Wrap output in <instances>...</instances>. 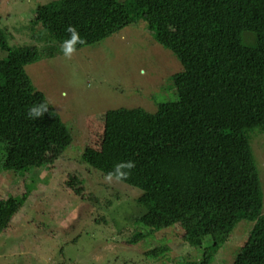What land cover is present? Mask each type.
Here are the masks:
<instances>
[{"label":"trees","instance_id":"trees-1","mask_svg":"<svg viewBox=\"0 0 264 264\" xmlns=\"http://www.w3.org/2000/svg\"><path fill=\"white\" fill-rule=\"evenodd\" d=\"M140 21L181 65L171 77L173 97L153 114L107 111L99 148L86 147L79 162L102 175L134 162L120 183L140 191L135 203L145 213L127 245L179 226L184 243L203 250L187 264H211L245 221L249 234L231 264H264L262 188L248 137L253 130L264 134V0H51L35 6L29 32L35 44L43 37L50 47L69 40L72 26L84 41L79 50ZM20 50L11 49L0 28V169L21 163L43 169L72 139L25 72L52 50ZM41 103L47 112L30 119L28 109ZM25 198L0 200V232Z\"/></svg>","mask_w":264,"mask_h":264},{"label":"rangeland","instance_id":"rangeland-1","mask_svg":"<svg viewBox=\"0 0 264 264\" xmlns=\"http://www.w3.org/2000/svg\"><path fill=\"white\" fill-rule=\"evenodd\" d=\"M49 1L0 0V28L13 51L36 48L39 55H45L44 51L52 50L51 56L26 65L25 72L72 139L62 157L43 169H31L23 163L0 169V200L26 195L22 207L0 232V264L199 261L203 250L188 247L179 226L127 245L136 220L145 213L135 203L140 191L115 180L107 182L105 175L79 162L86 147L99 148L107 111L140 108L153 114L158 104L170 101L171 77L181 71L180 63L156 43L142 21L93 46L75 50L70 57L61 52L62 44L46 47L43 37L35 44L29 32L34 9ZM4 55L0 52V58ZM18 58L21 63L25 60L22 53ZM222 77L227 81L225 74ZM248 135L264 214V134L253 130ZM72 181L74 185H70ZM76 189L81 190L79 195ZM250 225L239 222L211 264H231Z\"/></svg>","mask_w":264,"mask_h":264},{"label":"clouds","instance_id":"clouds-1","mask_svg":"<svg viewBox=\"0 0 264 264\" xmlns=\"http://www.w3.org/2000/svg\"><path fill=\"white\" fill-rule=\"evenodd\" d=\"M67 32L71 34L69 40H65L61 45V52L66 57H70L72 53L75 51V45L77 43L83 44L84 41L79 36L77 30L69 26ZM47 112V107L41 104H35L28 109L27 115L30 119L36 120L43 116V114ZM135 167L134 162L132 161H122L114 165L113 169L109 171L104 179L107 182H112L115 180L116 182H121L126 180L131 173V169Z\"/></svg>","mask_w":264,"mask_h":264}]
</instances>
